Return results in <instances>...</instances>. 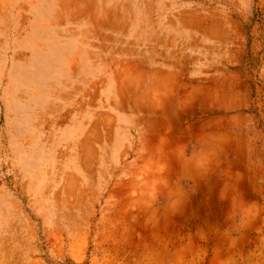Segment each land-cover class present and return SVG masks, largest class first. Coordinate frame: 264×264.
<instances>
[{
	"label": "rangeland",
	"instance_id": "rangeland-1",
	"mask_svg": "<svg viewBox=\"0 0 264 264\" xmlns=\"http://www.w3.org/2000/svg\"><path fill=\"white\" fill-rule=\"evenodd\" d=\"M0 264H264V0H0Z\"/></svg>",
	"mask_w": 264,
	"mask_h": 264
},
{
	"label": "crops",
	"instance_id": "crops-1",
	"mask_svg": "<svg viewBox=\"0 0 264 264\" xmlns=\"http://www.w3.org/2000/svg\"><path fill=\"white\" fill-rule=\"evenodd\" d=\"M83 61H88L87 59V55L84 57V59H82Z\"/></svg>",
	"mask_w": 264,
	"mask_h": 264
}]
</instances>
